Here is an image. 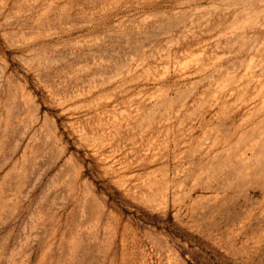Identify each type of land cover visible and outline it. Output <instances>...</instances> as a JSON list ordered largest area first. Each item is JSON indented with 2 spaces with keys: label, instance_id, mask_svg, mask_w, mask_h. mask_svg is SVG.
Masks as SVG:
<instances>
[{
  "label": "rangeland",
  "instance_id": "rangeland-1",
  "mask_svg": "<svg viewBox=\"0 0 264 264\" xmlns=\"http://www.w3.org/2000/svg\"><path fill=\"white\" fill-rule=\"evenodd\" d=\"M0 264H264V0H0Z\"/></svg>",
  "mask_w": 264,
  "mask_h": 264
}]
</instances>
